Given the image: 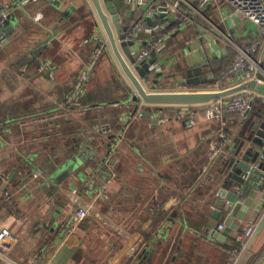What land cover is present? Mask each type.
Wrapping results in <instances>:
<instances>
[{
	"label": "crops",
	"instance_id": "obj_1",
	"mask_svg": "<svg viewBox=\"0 0 264 264\" xmlns=\"http://www.w3.org/2000/svg\"><path fill=\"white\" fill-rule=\"evenodd\" d=\"M2 4L11 5L13 17L0 22V236L6 237L0 264H226V245H234L235 235L264 215L262 185L245 183L236 201L222 206L214 192L229 148L250 138L254 126L242 134L244 118L225 113L227 137L222 138L217 121L203 110L195 124L187 118L161 121L167 103H143L146 109L133 113L134 106L124 103L133 96V85L92 0ZM139 11L126 5L122 21L126 17L125 24H131ZM206 14L240 41L251 37L249 24L224 0ZM197 21L167 30L161 45L150 51L148 71L157 88L187 80L188 70L197 66L210 78V59L234 50L211 23ZM147 27L134 39V52L155 42L158 33ZM93 59L81 105L65 103ZM102 137L113 149L101 166L89 158L77 162L79 168L63 175L62 182H53L57 162L83 158ZM214 148L218 153L210 158ZM261 148L255 152L264 163ZM26 159L35 163L28 182L21 168ZM80 207L90 221H76ZM218 223L226 224L225 244L203 236ZM263 243L264 232L254 250Z\"/></svg>",
	"mask_w": 264,
	"mask_h": 264
},
{
	"label": "built area",
	"instance_id": "obj_2",
	"mask_svg": "<svg viewBox=\"0 0 264 264\" xmlns=\"http://www.w3.org/2000/svg\"><path fill=\"white\" fill-rule=\"evenodd\" d=\"M27 1V0H23ZM125 5H134L139 8L138 18L129 23V29L125 33L126 40H134L138 37V32L147 27L146 17L151 15L154 19L156 16H163V21L153 27L157 34L155 42L152 43L149 49H139L136 52L138 61L147 59L150 51L161 45L165 39V32L170 30L171 24H176L175 28H184L188 24L198 23L197 18L201 17L205 21L211 23L216 29L217 34L222 41L233 48L236 52V57L228 69L213 83L192 84L186 80L167 83L162 88H157L158 91L164 93H209L223 92L235 87H239L248 81H256L259 88L243 87L235 92L227 95L214 97L204 102H167L165 107L153 109L154 113L164 112L160 120L163 122L171 119L187 118L191 124L197 122V113L201 110L205 113L208 119H214L218 123L219 136L227 137V123L225 113H238L244 120L253 114L255 111L256 102L261 100L264 103V0H224L234 14L241 17L250 26L249 31L251 37L247 41H240L234 34L228 30H222L213 24L212 20L206 14L209 6L218 5L220 0H121ZM11 5L5 4L0 6V22H6L13 17ZM200 24V23H199ZM89 40H85V43ZM49 64L46 63L42 69ZM94 59L88 62L82 70L74 90L68 94L65 103L81 105L82 94L86 90V82L89 79L91 70L93 69ZM234 74L235 78L231 82H226V78ZM209 77V75H207ZM153 108V107H152ZM143 109V108H142ZM174 110V113H168L163 110ZM143 115V111H139ZM167 112V113H166ZM264 152V145L261 148V153ZM218 153V149H213L210 158H213ZM208 165H205V169ZM264 187V179L261 181ZM87 216V209L80 207L76 210L75 218L79 222ZM259 222H252L245 228L243 232L235 235V244L226 245L227 259L226 264H238L239 257L248 244L250 238L254 234ZM225 223L210 225L204 231L203 236L217 240L218 235L225 234ZM226 235V234H225ZM4 234L0 236V253L6 250ZM228 240L226 235L225 244ZM131 264V263H122Z\"/></svg>",
	"mask_w": 264,
	"mask_h": 264
},
{
	"label": "water",
	"instance_id": "obj_3",
	"mask_svg": "<svg viewBox=\"0 0 264 264\" xmlns=\"http://www.w3.org/2000/svg\"><path fill=\"white\" fill-rule=\"evenodd\" d=\"M101 24L106 32L109 43L115 56L119 60L122 69L131 81L133 85V96L124 101V103L134 105L132 112L136 113L141 107L139 103H167V102H204L214 97L221 95H227L229 93L235 92L243 87L259 88V84L256 81H248L239 87H235L223 92H209V93H164L158 90H155L158 87V84L154 79L151 78L148 71L150 63L153 62L152 58L149 61L146 59L143 61H138L136 58V52L132 50V46L135 44L134 40H126L125 33L129 29V24H125L121 18V12L125 10L126 5L121 0H92ZM146 21L151 26L155 27L163 21V16L159 15L154 19L151 15L146 17ZM123 49L125 56L122 54L121 49ZM154 61L156 58H153ZM196 75V76H194ZM208 80L207 74H203L202 68L197 66L195 68L189 69L187 72V82L192 84H201L205 83ZM156 83V84H155ZM139 106V107H138ZM145 106V105H144ZM143 106L144 109H146ZM261 118L264 119V114H261ZM253 131L255 133L248 139L238 140V144L230 147L229 153L226 156L227 167L223 171L222 177L218 178L220 184L218 185L217 190L214 192L217 193L218 200L217 204L222 206L225 201H228L229 204H233L236 201L239 193L242 192L243 186L245 183H252L256 186H261V181L264 179V163L261 158H259L260 152H255V147L264 145V135L261 134L264 129L261 127L260 122L254 124ZM118 134V135H117ZM110 136L111 139L116 138L121 135L119 133ZM254 135V136H253ZM261 138L262 142L256 141V138ZM103 139V140H102ZM101 142L96 144L95 148H92L89 152H85L82 158V152L85 151V146L78 148V155L80 157H73L70 161H60L55 164L54 170L51 172L50 177L53 179V182L59 183L63 180L64 174L68 172L75 171L81 163L78 165L77 162H85L89 158L96 159L100 161V166L107 159L109 153L113 149L112 143L104 140L102 137ZM246 140H249L246 141ZM104 152H103V150ZM262 160V161H261ZM21 168H23L24 173H26V181H30L34 176L35 163L32 159H26L22 161ZM19 172V167L14 168L9 176L8 180L13 181L15 174ZM67 175V176H68ZM219 217V212L216 210ZM221 219H224L222 216ZM264 232V215L260 219L257 228L250 238L248 244L242 251L238 264H250L252 261L255 250L254 245ZM226 239L225 234L218 235L217 241L223 242ZM264 264V260L260 263Z\"/></svg>",
	"mask_w": 264,
	"mask_h": 264
},
{
	"label": "trees",
	"instance_id": "obj_4",
	"mask_svg": "<svg viewBox=\"0 0 264 264\" xmlns=\"http://www.w3.org/2000/svg\"><path fill=\"white\" fill-rule=\"evenodd\" d=\"M173 27H176V24H174V23L171 24L170 29ZM153 51H152V53H153ZM235 57H236V52L234 50L230 49L228 55H226L224 57H220V58L210 59L209 67L211 70V77L208 78V80L205 83L210 84V83L215 82L220 76H222L226 71H228V69L232 65ZM234 78H235L234 74H230L226 78V82L227 83L231 82L232 80H234ZM34 117L43 118V116H41V115L40 116H34ZM34 117H32V118H34ZM91 219H92L91 217H85L84 222H88ZM263 259H264V243L260 246V248L258 250L255 251V255H254L252 261L250 262V264H259Z\"/></svg>",
	"mask_w": 264,
	"mask_h": 264
},
{
	"label": "rangeland",
	"instance_id": "obj_5",
	"mask_svg": "<svg viewBox=\"0 0 264 264\" xmlns=\"http://www.w3.org/2000/svg\"><path fill=\"white\" fill-rule=\"evenodd\" d=\"M126 13L127 12H124V15H126ZM123 21H125L124 23H127L128 22V19L125 17L124 19H123ZM143 103L142 102H140L139 103V106H141ZM134 106V105H133ZM138 106V107H139ZM143 106V105H142ZM259 112H261L262 114H264V103L261 101V100H258L257 102H256V106H255V112L253 113V114H251L250 116H248L245 120H244V122H243V124H242V134H244L245 132H246V130L250 127V126H254V124L256 123V122H260V124H261V127L264 129V119L262 118V119H258V116L260 115L259 114ZM261 134L262 135H264V131H262L261 132ZM256 141H258V142H262V139L261 138H256ZM72 172H69V174H71ZM66 175H68V172L66 173V174H64V176H66ZM264 260V259H263ZM262 260V261H263ZM261 261V262H262ZM260 262V263H261ZM259 263V264H260Z\"/></svg>",
	"mask_w": 264,
	"mask_h": 264
}]
</instances>
